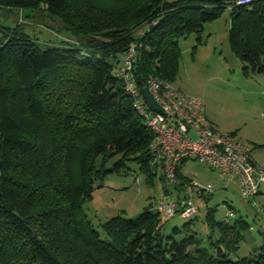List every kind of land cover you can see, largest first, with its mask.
Wrapping results in <instances>:
<instances>
[{"label":"trees","instance_id":"1","mask_svg":"<svg viewBox=\"0 0 264 264\" xmlns=\"http://www.w3.org/2000/svg\"><path fill=\"white\" fill-rule=\"evenodd\" d=\"M69 1L0 0V6L44 3L49 15L68 24ZM236 1L129 0L116 15L105 5L91 6L82 16L83 29L69 28L85 35L83 46H40L26 34L8 33L0 42V264H264V237L251 255L231 257L249 224L216 222L211 208L205 221L220 234L209 237L211 251L201 246L190 222L163 235L166 216L151 206L135 217L112 216L102 224L104 238L82 208L95 180L118 172L127 160L157 173L149 154L152 134L112 70L132 43H141L137 86L144 87L150 75L170 82L180 56L178 39L199 32L230 3V48L244 72L264 73V0ZM143 20H156L144 35L127 28ZM117 154L121 158L102 169ZM71 156L77 160L75 175Z\"/></svg>","mask_w":264,"mask_h":264},{"label":"rangeland","instance_id":"2","mask_svg":"<svg viewBox=\"0 0 264 264\" xmlns=\"http://www.w3.org/2000/svg\"><path fill=\"white\" fill-rule=\"evenodd\" d=\"M129 0H70L69 21H57L49 15L44 3L25 9L0 6V42L12 30L26 34L40 46L51 44H73L83 46L85 35H74L69 28L81 31L85 26L84 11L89 7L105 5L113 15ZM232 5H224L217 19L206 22L199 32H190L178 39L180 56L177 70L170 85L187 96L201 100L205 113L213 127L248 146L253 163L264 168V73H254L243 65L232 52L229 44V28ZM146 22L127 27L135 35ZM122 28V26H121ZM13 32V31H12ZM95 40L107 41L100 33H90ZM110 62L111 59H109ZM142 120V119H141ZM193 135V134H191ZM121 158L119 154L107 158L102 169L111 168ZM76 156H71L69 169L77 173ZM98 166L102 164L99 159ZM182 181L191 180L198 186L210 185L207 197L194 195L197 212L190 218L179 214L162 218L161 232L169 235L173 227H182L190 222L191 229L200 240L201 246L212 250L210 239H219V229L212 228L205 221L207 208L213 209L216 222L228 220L229 210L234 212L231 222L242 219L249 227L242 231L243 239L231 257L249 256L256 250L264 237V183L258 194L245 201L235 178L226 179L206 163L189 160L180 165ZM92 198L84 201L82 208L93 227L105 237L102 224L115 215L135 217L143 209L160 200L167 188L160 169L149 174L140 169L135 161H125L118 172L105 173L94 182ZM175 197L184 193L182 186L169 185ZM177 187V189H175ZM162 217V215H160ZM210 237V239H209Z\"/></svg>","mask_w":264,"mask_h":264},{"label":"built area","instance_id":"3","mask_svg":"<svg viewBox=\"0 0 264 264\" xmlns=\"http://www.w3.org/2000/svg\"><path fill=\"white\" fill-rule=\"evenodd\" d=\"M252 0H237L243 4ZM153 20L138 30L144 35ZM141 48L140 41L132 43L113 64V74L123 82L125 93L143 124L152 134L149 144L151 166L162 172L167 192L151 207L162 216L179 214L190 218L197 212L194 195L207 197L211 194L210 185L201 187L178 175L180 165L189 160L206 163L226 179L235 178L245 201H252L258 194L260 184L264 183V168L257 167L250 149L233 134L217 131L206 116L203 102L187 96L173 88L170 82L157 75H150L147 84L151 95L160 105L162 112L154 110L144 99L142 88L135 81L134 68ZM193 134V135H191ZM182 186L184 193L175 197L169 185ZM177 189V187H175ZM234 212L229 210L227 218Z\"/></svg>","mask_w":264,"mask_h":264},{"label":"water","instance_id":"4","mask_svg":"<svg viewBox=\"0 0 264 264\" xmlns=\"http://www.w3.org/2000/svg\"><path fill=\"white\" fill-rule=\"evenodd\" d=\"M142 94L145 101L156 111L162 112L160 105L156 102V100L151 95L147 86L142 87Z\"/></svg>","mask_w":264,"mask_h":264},{"label":"crops","instance_id":"5","mask_svg":"<svg viewBox=\"0 0 264 264\" xmlns=\"http://www.w3.org/2000/svg\"><path fill=\"white\" fill-rule=\"evenodd\" d=\"M211 122V121H210Z\"/></svg>","mask_w":264,"mask_h":264}]
</instances>
